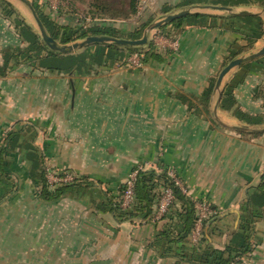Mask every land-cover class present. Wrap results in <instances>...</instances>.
<instances>
[{"label": "crops", "instance_id": "crops-1", "mask_svg": "<svg viewBox=\"0 0 264 264\" xmlns=\"http://www.w3.org/2000/svg\"><path fill=\"white\" fill-rule=\"evenodd\" d=\"M35 1L45 14L46 0ZM148 1L151 18L187 0ZM194 1L170 14L189 9L207 17L166 25L165 38L178 39L179 50L168 39H149L150 57L139 69L119 66L129 51L103 47L89 51L93 71L28 62L0 74V264H206L211 251L227 258L228 247L242 251L239 264H264V196L257 189L264 179V56L207 95L234 45L253 37L260 20L264 29V0ZM225 14L249 17L232 30L236 21ZM23 47L0 13V68L5 49ZM263 47L264 33L243 55ZM137 167L173 171L195 204L212 206L199 245L193 231L186 236L189 212L181 201L159 221L111 210ZM47 168L73 174L68 185L76 186L44 200Z\"/></svg>", "mask_w": 264, "mask_h": 264}, {"label": "trees", "instance_id": "trees-1", "mask_svg": "<svg viewBox=\"0 0 264 264\" xmlns=\"http://www.w3.org/2000/svg\"><path fill=\"white\" fill-rule=\"evenodd\" d=\"M252 0H225L222 2V5L225 6H239L241 4H252ZM197 4V1L194 0H187L183 2L178 7H165L162 9L163 15H168L175 10H179L183 7H189L192 5ZM34 5V4H33ZM91 7V16H111V18H121L125 17L127 19L133 17L136 15L138 10V0H129V3L127 5L128 9H114L112 5L109 3L107 5L106 1H95V3L90 4ZM35 10L37 11V14L39 15V18L43 22L47 32L60 44L67 45L70 43H73L77 40H84L87 37L90 36H111L116 38H126L131 40H137L142 38L143 33L147 26L150 23L142 25V27L136 29L132 34H129L128 36H122L120 33H118L115 30L107 29L106 26L96 27L91 26L89 28L84 29L83 31H77L74 30L71 26L66 27H55L53 26L52 29H50V25L52 23L49 21L48 18L44 17L40 9L34 5ZM2 11V12H1ZM0 12L4 14V17L9 19L11 24L13 25L16 34L21 39V41L24 44L23 48H7L3 51L4 55V65L0 68V74L6 75L9 71H11L13 68L17 66H21L23 64H26L28 62H37L38 66L42 69H46L48 71H64V70H70L75 71L80 65L82 68V71H90V64H89V51L91 49V46H96V48H110L115 50H127L131 54L136 52H143L145 53L146 61L150 55L149 50H146V47H120L118 45L114 44H93L88 47L83 48L82 54H73V52L69 53H60L57 51H53L49 49L42 39V37L29 25L27 24L24 19H22L20 16L17 15L16 10L14 9L13 5L9 3L6 0H0ZM89 14V13H88ZM190 17H196V18H206V15L201 14H189L186 17L180 18L178 20L173 21L172 23H169L167 26H177L180 27L183 25V23L189 19ZM249 16H242V15H226L223 17V19H233L236 22H232L229 27L232 30H240L241 26L239 25V21H244ZM215 18V17H214ZM238 24V25H237ZM165 27L163 26L162 29ZM264 33L263 29V22L262 20L259 21V25L257 27V33L253 37H246L243 39V42L241 44L236 43L234 45V49L236 50V53L233 54L229 60L225 63L224 68L233 60L237 59L238 57L242 56L245 53H248L252 51L255 48V44L257 40L262 38ZM149 45V44H148ZM99 53L97 52L96 56H98ZM218 77L213 79L211 81V85L209 90L207 91V95H211L216 87ZM231 86H235L234 84ZM209 99V98H208ZM258 123V122H257ZM256 124V123H251ZM44 183L43 190H42V197L46 201L56 200L60 198L68 189L73 188L76 185H59L56 186L53 191H51L48 187L47 180L44 179L42 176V180ZM157 183H156V182ZM161 184L165 187H170L174 194L175 198L178 201H181L183 206L186 207V210L188 209V219L186 224V236L192 233V231L195 229L196 222H197V213L195 211V203L189 198L186 197L182 191L175 186L173 181L168 177L167 173H156V172H142L140 174V177L138 179V182L136 184L135 188V194L136 198L138 200V206L133 212H125L124 215L127 216V219L132 217L133 215H136L138 213L145 214L144 216L147 217L152 214L153 212V206H154V199L152 196L153 189L157 187V184ZM259 191V194L261 196H264V179L261 185L257 188ZM125 191V185L122 188V194ZM121 194V196H122ZM118 204H115L114 207H112L111 210L119 211L121 212L120 208L117 207ZM190 209V210H189ZM123 213V212H122ZM203 239V237H202ZM229 253L228 257H224V252L221 251H211L208 255L206 254L205 263L206 264H231L234 260L239 258L242 255V251L240 249L231 247H228Z\"/></svg>", "mask_w": 264, "mask_h": 264}, {"label": "rangeland", "instance_id": "rangeland-1", "mask_svg": "<svg viewBox=\"0 0 264 264\" xmlns=\"http://www.w3.org/2000/svg\"><path fill=\"white\" fill-rule=\"evenodd\" d=\"M6 1L11 3L13 5L14 9L16 10L17 15L20 16L22 19H24V21L27 24L31 25L33 27V29L41 36L40 30L38 28L37 22L35 21L33 14H32V11L26 5H24L23 3H21L18 0H6ZM29 1L32 5L34 4L38 8L41 7L38 3H36L35 0H29ZM95 1H101V0H46V6H45L46 13L45 14L41 13V14L44 17L48 18L49 21L52 23V25H50L51 26L50 29H52L53 26H55V27H66V26L70 25L71 27H73L74 30H77V31L82 30L83 31L84 30L83 27L86 24L91 25L94 22H100V21H94V19H105V20H102V22H101L103 24V26H106L107 29H112V30L117 31L122 36H128L129 34H132L135 31V27H136V29H138V28L142 27V25L150 23L143 33V36H144L145 32L147 31V29L149 28V26L151 24L156 23V22H158V21H160L166 17L162 13H156V15L154 17L147 18V15L149 13L148 12L149 8H147L148 3H149L148 0H138L137 13H136V15H134L133 17H131L129 19H127L125 17L113 19V18H111V16H102V15L101 16L98 15V16L94 17V16H91V13H90L91 12L90 4L95 3ZM103 1H106L107 5H109V3H110L114 9H122V8L128 9L127 5L129 3V0H103ZM15 5L17 7H19L21 9V11L19 8H16ZM34 5H33V7H34ZM42 5H43V3H42ZM190 7L191 6L185 7V8H190ZM184 10H189V9H184ZM1 14L4 16L3 13H1ZM225 15H228V14H225ZM159 18H161V19H159ZM128 21H130V22H128ZM133 27H134V30H133ZM162 31H163L162 28L149 31V33H148L149 39H152V37L154 39V37H157V35H159ZM153 35H155V36H153ZM82 41L83 40H77L75 42H82ZM75 42H73V43H75ZM152 42L154 43V40H152ZM70 44H72V43H70ZM60 45H62V44H60ZM67 45H69V44H67ZM93 48H96V46H91V49H93ZM144 48H145V46H144ZM75 51H79V49L75 50ZM75 51H72V52H75ZM81 51H83V49H81ZM244 56H246V55H242L240 57H244ZM240 57H238V58H240ZM256 60H254V61H256ZM30 63H33V62H30ZM248 63H250V62H248ZM90 71H93V69Z\"/></svg>", "mask_w": 264, "mask_h": 264}, {"label": "built area", "instance_id": "built-area-1", "mask_svg": "<svg viewBox=\"0 0 264 264\" xmlns=\"http://www.w3.org/2000/svg\"><path fill=\"white\" fill-rule=\"evenodd\" d=\"M102 20H105V19H94V21H100V22H94L91 25L86 24L83 28L86 29L91 26L101 27L103 26V24L101 23ZM167 39L165 38L162 32L159 35H157V37H154V39L152 37V40H154L155 44H160L161 41H164V40L167 41ZM168 41L167 42L169 43L168 44L169 48L172 51L177 52L179 50V44H180L179 40L178 39H168ZM145 57L146 55L143 52L133 53L130 55L126 63L120 64L119 66L126 65L128 67L139 69L143 67ZM142 172H145V171H142L141 167H137L129 174L125 182V191L119 200V208L121 212L130 213V212H133L137 208L138 200L136 198L135 188H136L138 179L140 177V174ZM167 175L173 181L175 186L178 187L186 197H189L186 187L183 185L182 181L175 175V173L173 171H170L168 172ZM46 177L48 179L47 181L50 183L51 186L67 185L75 181V177L73 174H67V173L58 174V173H55L54 170L50 168L46 169ZM152 196L154 199V206H153V212L149 219L151 221H159L168 215V213L176 205L177 200L175 198V194L173 190L170 187H165L159 183L157 184V187L153 189ZM195 208L197 210V222H196L195 229L193 230V233H192V238H193L194 245H199L202 239V236H203L202 229L204 226V222L207 221L214 214V210L212 206L206 202H196ZM231 264H239V262L236 259Z\"/></svg>", "mask_w": 264, "mask_h": 264}, {"label": "water", "instance_id": "water-1", "mask_svg": "<svg viewBox=\"0 0 264 264\" xmlns=\"http://www.w3.org/2000/svg\"><path fill=\"white\" fill-rule=\"evenodd\" d=\"M24 5H26L31 11L35 18V21L37 22L38 28L40 30V34L44 42L46 43L47 47L53 51H57L60 53H69L78 49H83L85 47H88L93 44H114L118 45L120 47H144L148 44L149 41V31L162 28L163 26L168 25L169 23H172L175 20H178L180 18L186 17L191 12L189 10H183L178 13L167 15L164 19L153 23L149 26L147 31L145 32L144 36L141 39L137 40H131V39H125V38H116L111 36H90L84 39L82 42H75L69 45H60L58 41H56L46 30L43 22L39 18L37 11L33 7V5L30 3L29 0H18ZM216 10H227L231 12V9L224 8V7H212ZM246 14V13H242ZM264 56V47L257 51L252 52L248 56L237 58L233 61H231L219 74L217 82H216V91H220L222 89L223 83L225 81V78L229 73H231L234 69L242 66L243 64H246L248 62L254 61L260 57ZM241 129V128H238Z\"/></svg>", "mask_w": 264, "mask_h": 264}]
</instances>
